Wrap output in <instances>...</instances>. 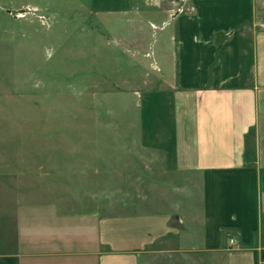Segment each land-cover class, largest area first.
<instances>
[{"label":"crops","instance_id":"1","mask_svg":"<svg viewBox=\"0 0 264 264\" xmlns=\"http://www.w3.org/2000/svg\"><path fill=\"white\" fill-rule=\"evenodd\" d=\"M187 2L191 13L168 22V128L162 141L143 132L126 150L162 177L133 175L127 161L124 189L97 178L72 202L1 193L0 264H256L263 255L264 0ZM80 201L89 208L78 211Z\"/></svg>","mask_w":264,"mask_h":264},{"label":"rangeland","instance_id":"2","mask_svg":"<svg viewBox=\"0 0 264 264\" xmlns=\"http://www.w3.org/2000/svg\"><path fill=\"white\" fill-rule=\"evenodd\" d=\"M187 1L0 0V179L21 183L0 194L72 202L97 178L124 189L127 161L133 175L162 177L126 150L140 147L143 132L162 141L168 128V22L191 13Z\"/></svg>","mask_w":264,"mask_h":264},{"label":"built area","instance_id":"3","mask_svg":"<svg viewBox=\"0 0 264 264\" xmlns=\"http://www.w3.org/2000/svg\"><path fill=\"white\" fill-rule=\"evenodd\" d=\"M258 27L264 30V21H263V22H260V23L258 24ZM228 241H229L230 244H233V242H234L232 238H229ZM256 264H264V253H263V255L257 260Z\"/></svg>","mask_w":264,"mask_h":264},{"label":"water","instance_id":"4","mask_svg":"<svg viewBox=\"0 0 264 264\" xmlns=\"http://www.w3.org/2000/svg\"><path fill=\"white\" fill-rule=\"evenodd\" d=\"M19 12H22V10H19ZM15 17V16H14Z\"/></svg>","mask_w":264,"mask_h":264}]
</instances>
